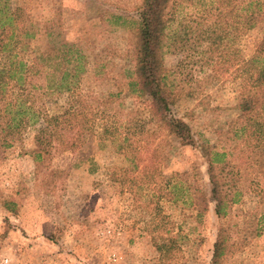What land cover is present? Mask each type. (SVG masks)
Returning <instances> with one entry per match:
<instances>
[{"label":"rangeland","instance_id":"rangeland-1","mask_svg":"<svg viewBox=\"0 0 264 264\" xmlns=\"http://www.w3.org/2000/svg\"><path fill=\"white\" fill-rule=\"evenodd\" d=\"M211 1L176 0L177 12L196 15ZM258 1L264 14V0ZM0 2L19 7L23 19L20 25L19 19L13 20L2 31L26 29L33 35L25 39L27 51L20 53L28 63L37 59L43 69L33 83L45 84L50 76L59 80L60 70L46 68L40 60L62 50L59 46L64 41L74 44L82 59L81 69L69 79L74 83L71 91L82 97L85 107L96 110L91 119L95 130L83 148L51 153L46 157L48 163L39 168L32 152L43 125L27 128L8 147L0 145V264H210L220 227L226 228L228 238V253L220 264H264V176L252 171L254 166L257 169L252 161L255 153L249 154V174L236 187L237 200L225 217H217L213 204L198 215L191 200L194 188L209 194L207 169L210 158L220 150L208 147L217 144L219 133L233 122L255 125L262 119L260 111L237 110L243 75L235 71L254 54L263 33L261 22L250 30L242 28L239 34L233 28L224 31L225 52L218 59L221 64L214 63L215 69L185 64L181 55L171 53L167 40L165 75L181 92L167 116L188 123L195 144L182 146L164 133L157 137L153 143L159 148L155 170L149 174H154L151 179L158 187H145L146 177L141 185L129 184L130 180L120 184L111 178L115 169H129L131 162L99 134L101 120L96 114L97 101L119 93L111 112L104 114L110 117L108 123L119 125L116 141L128 110H138L146 117L148 100L136 99L129 86L134 77L129 32L138 22L140 0ZM45 91L31 90L34 107L45 104L51 113L58 107L71 112L77 107L68 92L57 96ZM15 95L16 88L10 85L0 110ZM22 124L26 125V119ZM173 178L187 187H177L182 191L174 193L169 187ZM156 242L166 243L161 252Z\"/></svg>","mask_w":264,"mask_h":264},{"label":"trees","instance_id":"trees-1","mask_svg":"<svg viewBox=\"0 0 264 264\" xmlns=\"http://www.w3.org/2000/svg\"><path fill=\"white\" fill-rule=\"evenodd\" d=\"M178 6L176 0H140L136 7L138 22L129 32V52L134 62V77L129 86L136 99L148 100L146 117H142L143 113L138 110H128L127 120L122 122L123 131L116 141L119 125L116 127V124L108 123L110 117L104 115L105 112H111L113 98L119 96V93L112 94L104 101L96 102V114L101 120L98 125L101 130L99 134L111 140L117 151L129 156V169L117 168L111 173L115 182L125 184L130 180L129 184L141 185L143 177H146L149 180L143 182L145 187H158V182L151 179L154 174H149L151 169L155 170L153 165L159 149L158 145H153L156 138L164 133L182 146L195 144L189 124L183 119L167 116L169 108L181 96L178 86L168 83L165 75L163 47L167 40L171 53L181 55L185 64H200L202 68L213 66L211 68L215 69L214 63L220 65L218 59L225 52L224 40L227 34L224 31L233 28L238 33L242 28L250 30L261 22L263 33L254 54L236 67L235 71L240 72L241 77L243 75L237 110L241 113L260 111L262 119L255 125H238L233 122L226 132L219 133L217 144L208 147V150H220L210 158L207 169L209 194L194 188L191 199L198 215L205 213L209 205L213 204L217 217L223 218L237 200L239 192L236 187L249 174V154L257 155L252 160L257 167L254 166L253 173L259 172L264 176V14L258 0H212L207 9H200L196 15H180L177 12ZM20 13L19 7L11 8L5 2H0V102L4 100L10 85L16 88L15 98L0 110V145L8 147L18 141L27 128L34 129L38 124L43 125V133L35 136L36 150L32 152L36 168H39L43 163H48L46 157L51 153H74L83 148L87 137L95 130L91 119L95 117L96 110L85 107L82 97L71 91L74 83H70L69 79L75 77L81 69L79 60L82 59L74 44L64 41L59 46L62 50L49 53L45 59L40 60L45 61L43 65L46 68L60 70L59 80L50 76L45 84L33 83L43 69L37 59L28 63L20 57L21 52L27 51L25 39L33 35L26 29L2 31L7 25L11 26L13 20L19 19V25L22 24ZM171 31L173 33L170 35ZM37 88L46 89L47 94L56 92L57 96L60 95L58 93L68 92L70 102L77 103V107L72 112L58 107L52 113L45 104L34 107L31 98L35 94L31 95V90ZM24 119L26 125L22 124ZM228 157L234 158L230 160ZM146 161V164L140 165ZM58 172L63 174L64 170ZM169 187L178 193L181 189L177 187L187 186L173 178ZM165 241L175 243L174 239ZM165 246L166 243H155L159 252ZM227 253V230L220 227L210 264H220Z\"/></svg>","mask_w":264,"mask_h":264}]
</instances>
